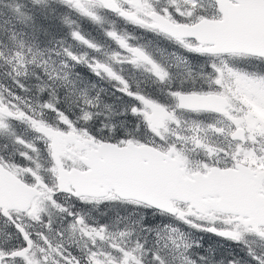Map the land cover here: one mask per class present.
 <instances>
[{"label": "snow or ice", "instance_id": "6c2138e0", "mask_svg": "<svg viewBox=\"0 0 264 264\" xmlns=\"http://www.w3.org/2000/svg\"><path fill=\"white\" fill-rule=\"evenodd\" d=\"M0 264H264V0H0Z\"/></svg>", "mask_w": 264, "mask_h": 264}]
</instances>
